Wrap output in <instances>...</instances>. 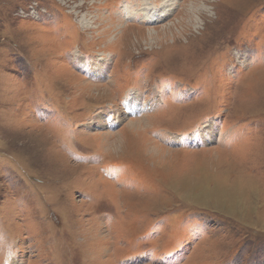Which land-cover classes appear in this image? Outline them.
Wrapping results in <instances>:
<instances>
[{
	"label": "rangeland",
	"instance_id": "374dc122",
	"mask_svg": "<svg viewBox=\"0 0 264 264\" xmlns=\"http://www.w3.org/2000/svg\"><path fill=\"white\" fill-rule=\"evenodd\" d=\"M0 264H264V0H0Z\"/></svg>",
	"mask_w": 264,
	"mask_h": 264
},
{
	"label": "bare ground",
	"instance_id": "6f19581e",
	"mask_svg": "<svg viewBox=\"0 0 264 264\" xmlns=\"http://www.w3.org/2000/svg\"><path fill=\"white\" fill-rule=\"evenodd\" d=\"M134 95V94H133ZM131 99H133V98H131ZM135 100V99H134ZM127 104H128V111L130 112V111H135L136 110V104H135V101H134V103H129V101L127 102ZM130 104V105H129ZM113 144V143H112ZM218 153V152H217ZM169 180V179H168ZM130 196V195H129ZM133 198V197H132ZM151 202V201H150Z\"/></svg>",
	"mask_w": 264,
	"mask_h": 264
}]
</instances>
